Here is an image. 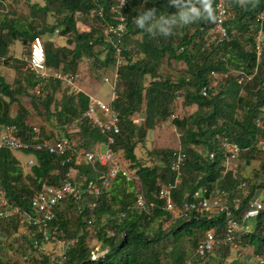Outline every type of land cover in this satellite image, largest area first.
Here are the masks:
<instances>
[{
    "label": "trees",
    "instance_id": "trees-1",
    "mask_svg": "<svg viewBox=\"0 0 264 264\" xmlns=\"http://www.w3.org/2000/svg\"><path fill=\"white\" fill-rule=\"evenodd\" d=\"M44 2L41 6L28 3L29 13L6 12L0 19V134L5 126L16 125L24 140L31 139L34 125L26 120L31 112L20 101L22 95L31 93L34 108H39L40 116L45 117L40 124L43 130L50 120L55 130L63 131L62 136L69 138L75 148L86 151H94L98 143L104 142L105 136L84 116L89 105L87 93L71 94L63 81L42 78L27 68L26 61L11 64L10 50L15 40L28 48L36 36L58 34L67 38L66 45L58 46L51 38L44 40L49 69L76 71L80 62L88 59L106 73L116 64L118 38L115 34L109 38L105 30L109 23H118V17L123 15L127 27L121 43L124 61L118 68L116 96L112 101L119 113L120 133L113 148L123 151L147 199L158 207L151 214L135 209V182L121 175L100 196L86 191L79 199L67 197L57 206L53 221L57 227L54 241L73 242L65 259L59 255L52 258L43 249L34 247L32 240L22 238L21 253L28 255L29 250L39 253L32 254L24 264H184L207 230L214 227L222 233L223 216L209 217L194 212L187 218L174 217L164 209L158 192L164 183L175 181L176 174L170 164L176 150L186 154L181 182L173 191L177 204L191 199L197 190L211 191L217 187L233 199L242 196L241 184L246 182L249 186V195L243 199L237 217L242 233L244 230L241 245L250 247L251 255L244 259L230 257L234 249L221 246L209 255L206 264H260L253 258L264 256V208L258 217L243 220V215L248 201L258 190H264V160L260 169H253L252 176L242 175L236 163L240 158L246 168L253 160L264 158L258 145L264 138V130L255 122L264 114V51L258 62L254 50L258 29L262 26L264 31V18L259 19L264 8L262 0H248L244 6L241 0H228L232 13L226 22L229 38L211 44L207 43V36L217 0H212L213 19L203 18L177 28L169 37L144 33L134 23L140 9L156 8L157 14L174 13L176 10L168 6V0H127V7L116 12L111 11L115 0ZM100 7L103 16L96 11ZM79 16L86 22L84 31L77 27ZM51 17L54 24L48 22ZM173 61L184 64L176 79L161 71L164 62L170 65ZM10 64L17 72L14 83L7 81L1 71L3 65ZM239 69L255 74L240 84V75L231 72ZM212 71L219 73V77L212 76ZM39 84L40 92L36 93ZM205 86L207 95L203 92ZM180 98L185 107L196 105L197 110L185 117H172ZM15 104L19 110L12 116ZM136 114L140 115L141 123L135 120ZM171 117L182 133L179 149L154 148L148 152V160L140 159L136 153L138 144L144 142L149 130ZM71 126H75L73 130ZM74 133L78 136L76 140ZM223 138L241 147L239 157L229 165L221 145ZM25 152L35 156V164L27 172L11 150L0 148V180L9 203L28 213L34 212L31 199L43 183L58 185L72 172L76 177L81 174L82 184L87 187L89 181H99V171L106 169L77 165L75 158L68 161L69 153L57 155L32 149ZM258 197L264 204V197ZM14 220L17 221L12 218L5 226H17ZM166 222L169 225L165 228ZM90 229L100 243V250L105 252L97 257L88 245ZM0 264L7 263L0 258Z\"/></svg>",
    "mask_w": 264,
    "mask_h": 264
},
{
    "label": "built area",
    "instance_id": "built-area-1",
    "mask_svg": "<svg viewBox=\"0 0 264 264\" xmlns=\"http://www.w3.org/2000/svg\"><path fill=\"white\" fill-rule=\"evenodd\" d=\"M228 0H217L216 12L212 22L211 29L207 36V43H220L229 38L228 28L226 22L232 16V13L227 4ZM264 4V0H262ZM121 0H115V5L111 11H121L127 7V2L121 7ZM100 16H103L104 10L102 7L96 10ZM264 18V8L259 14V19ZM118 23H109L105 33L110 38L111 34H115L118 38L117 47L115 51L116 64L113 69L112 81L114 82V89L118 77V68L124 61V50L121 43L123 35L127 32L125 17L120 15ZM254 50L256 52L257 61L259 62L264 51V31L262 26L258 29L255 35ZM1 52V47H0ZM1 58V55H0ZM28 67L39 74L42 78L51 77L56 80L63 81L70 86L73 92H81L79 80L81 73L76 71H64L61 69H49L46 63V48L42 36H36L31 41ZM256 71V70H255ZM212 76L219 77V73L212 71ZM254 73L246 74L243 69L237 71L240 75L238 81L243 83L246 79L254 76ZM110 78L105 77L107 82ZM41 84L37 85L36 91L40 92ZM208 87H203L204 95H207ZM115 93L113 99L115 98ZM104 103L93 96H89V105L84 113L86 119L105 136V140L97 145L94 151H86L85 149L75 148L70 139L67 137H58L50 139L44 137L40 128L34 126V131L30 140H24L16 125H7L0 134V148L6 147L11 151H25L34 150L48 152L51 154L64 155L69 153L68 161L75 158L77 165L85 164L92 167H105L103 171H99V181H89L87 187L83 184L74 182L70 176L67 175L62 183L52 185L43 183L41 188L36 191L31 199V205L34 212L28 213L22 211L19 207L13 206L9 203L7 192L0 180V220L6 219L11 221L16 218L26 228H28L33 236L32 242L34 247L45 249V245L54 241V233L57 227L53 226V221L56 217L57 206L67 197L79 199L86 191H90L96 196H100L104 190L111 186L112 181L119 175L123 176L127 181L139 182L135 172L126 165V160L122 154V150H115L113 148L116 136L120 133V117L119 113L112 105V101ZM256 124L259 128L264 130V114L256 119ZM221 145L224 154L227 156L226 164L239 157L241 147L237 143L230 142L226 138L221 140ZM260 149L264 152V138L258 142ZM214 157V155H212ZM186 154L181 150L173 152L170 169L176 174L175 181L164 183L158 192L159 199L163 200V207L166 211L171 213L174 217H189L194 212L205 213L209 217L223 216V231L218 228H211L204 234L203 239L195 247L192 255L185 261L184 264H206L209 255L218 247H231L236 249L240 242L238 232L241 228L240 220L237 217V211L240 210L243 199L249 195V186L246 182L241 184L242 196H236L230 199L229 194L219 188L215 187L211 191L202 189L195 191L191 199H184L181 204H177L173 197V191L181 182L182 169L185 164ZM29 166L35 164V156L28 160ZM227 172V168L223 170ZM140 183V182H139ZM247 210L243 215V220L258 217L264 208V204L259 200L256 194L248 201ZM135 209L142 213L151 214L158 207V205L149 201L141 187L136 191V200L134 204ZM61 250L59 257L65 259L67 251L72 246L71 240H60ZM28 255H24L27 259ZM260 264H264V256H255L253 258Z\"/></svg>",
    "mask_w": 264,
    "mask_h": 264
},
{
    "label": "rangeland",
    "instance_id": "rangeland-1",
    "mask_svg": "<svg viewBox=\"0 0 264 264\" xmlns=\"http://www.w3.org/2000/svg\"><path fill=\"white\" fill-rule=\"evenodd\" d=\"M34 2H39L41 4L44 3V0H0V9L4 7L5 11L8 13H15V15L19 14H26L29 13V6L28 3L32 4ZM48 22L50 24L55 23V19L53 17L48 19ZM77 27L79 31H84L86 29V22L84 21V18L82 16L78 17V23ZM44 40L47 38L54 39V43L58 46L61 45H66L67 43V38L59 36L58 34H53L51 36L48 35V33L45 35H42ZM123 40V38H122ZM29 47L25 48L24 50V55L22 56V59L27 62L28 64V58H29ZM184 67V64L182 62H176L173 61L170 65H167V62H164V65L161 69V71L164 74L170 73L174 76V79L180 75V70ZM81 73V79L79 80V85L81 89H85V91L90 95L95 97L98 100H101L104 103H109L113 99L115 89H114V82L111 80L113 77V70L109 72H102L101 69H97L95 64L90 62L88 59L87 60H82L79 65L78 69ZM115 70V66H114ZM108 77L110 78L109 81H105L104 78ZM71 87L69 86V90L71 91ZM36 93L37 91L34 90ZM62 90L59 92V98L62 95ZM31 95V93H29ZM30 95H22L20 97L21 103L28 109L30 110L31 114L30 117H27L26 120H28L30 123L35 121V119H38L39 121L41 119L45 120V117L42 115L40 116L39 114V108H34V103H32V98ZM38 107L41 108L40 105H37ZM15 108L19 110V106L15 104ZM38 109V110H37ZM43 110V109H42ZM197 110L196 105L192 106H187L185 107L183 105V100L180 98L177 102V105L173 109V116L172 117H185L186 115H190L194 113ZM135 120L138 123H141V117L140 115L136 114ZM172 117L167 120L166 122L159 123L156 128L153 130H149L147 134V138L144 140V142L138 144L136 148V153L140 159L143 158V160H148L149 159V154L148 152L151 149L154 148H171V149H179L180 146V139H181V131L173 124L172 122ZM37 126L41 129V131L44 133V137H47L46 135H53L60 137L62 136L63 131H58L55 130L56 128L52 125L51 121L49 120V123L45 127V130H43L42 127H40L38 124ZM75 127V126H74ZM73 126L70 127V129L73 130ZM69 128V127H68ZM55 130V131H54ZM75 137L74 139H77V135L75 133L73 134ZM73 138V136H72ZM99 144V143H98ZM97 144V145H98ZM97 148V146H96ZM122 154L124 155L123 151ZM126 160V165L131 167L130 162L125 158ZM261 160H264L263 156H261L258 159L253 160V163L251 166H248L245 168L243 167V162L239 158L236 165L238 167H241L239 172L242 173V175H247V176H252L253 169H260L261 167ZM29 165L26 166L27 171L29 170ZM74 178L72 179L74 182H78L82 184L84 177L80 174V176H73ZM140 188V183L136 182L135 183V190H139ZM257 195L260 197H264V190L260 189L257 191ZM17 226H9L6 227L4 222L0 221V258L4 260L5 263L7 264H15V263H20L24 264L26 259H24V253H21V245L23 244V236L20 233L19 228L22 227L21 224L16 222V220L13 221ZM169 223H164V227H168ZM242 226V225H241ZM16 227V228H14ZM242 228H240V231L238 232V236L241 238V236L244 233H242ZM54 242V241H52ZM55 243V242H54ZM54 243H50L48 245V248L43 249L44 252L51 254L52 258L57 257L59 255L60 250H58L57 245ZM242 240L239 242L238 247L234 250H232L230 253V257H237L238 259H244L249 257L251 255L252 249L248 246H243L241 245ZM28 244H26L27 247ZM88 245L90 246L91 249L95 251V257H97L99 254L105 253L104 251L100 250V243L97 242L96 239L93 237V231L90 229L89 230V235H88ZM98 249V250H97ZM97 250V251H96ZM28 252V251H27ZM33 250H29L28 258L33 256H38L39 253L35 252L33 253ZM24 254V255H23ZM22 256V257H21Z\"/></svg>",
    "mask_w": 264,
    "mask_h": 264
},
{
    "label": "clouds",
    "instance_id": "clouds-1",
    "mask_svg": "<svg viewBox=\"0 0 264 264\" xmlns=\"http://www.w3.org/2000/svg\"><path fill=\"white\" fill-rule=\"evenodd\" d=\"M126 2L127 0H121L120 6ZM247 2L248 0H241V6ZM168 6L174 7L176 11L157 14L156 8L138 10L134 19L135 26L144 33L169 37L177 28L192 25L203 18L213 19L212 0H195V3L193 0H168Z\"/></svg>",
    "mask_w": 264,
    "mask_h": 264
},
{
    "label": "crops",
    "instance_id": "crops-1",
    "mask_svg": "<svg viewBox=\"0 0 264 264\" xmlns=\"http://www.w3.org/2000/svg\"><path fill=\"white\" fill-rule=\"evenodd\" d=\"M34 3H38L40 6L44 5L45 2L43 4L39 3V2H34ZM6 13L4 7H2V9H0V19H3V15ZM54 41V39H51ZM31 44V43H30ZM30 44H29V51H30ZM24 50L25 47L24 45L21 43L20 40H15V42L13 43V45L11 46V50H10V55L12 56V61L11 64H15V61H19L22 60V56L24 55ZM29 54V53H28ZM3 65L1 67V71L2 74L5 76L6 80L9 81L10 83H14L15 79H16V75L17 72L14 69L13 65ZM27 66V65H26ZM27 68H29L27 66ZM30 69V68H29ZM31 70V69H30ZM237 71L238 70H233L231 71L232 74L237 75ZM83 92L87 93L85 91V89H81ZM71 94H77L76 92H73L72 90L70 91ZM88 94V93H87ZM89 95V94H88ZM90 96V95H89ZM18 112V109L15 108V105L12 107L11 110V114L12 116H15ZM139 115V114H138ZM34 126L38 127L37 124L40 126L41 124V120L39 121L38 119H35V121L31 122ZM44 123V122H43ZM45 124V123H44ZM39 128V127H38ZM12 153L15 155V157L17 158V160L19 161L20 165L24 168V170L27 172V168L26 166H28L27 162L30 159V157H32V154H27L25 151H12ZM73 174L75 173H70L71 178L73 179ZM0 221H4V223H10L8 220L6 219H1ZM17 222V221H16ZM19 224H21L20 222H18ZM22 227L19 228L20 233L22 234L21 236H23V238H29V240H32L33 236L31 235V232L28 228H26L24 225L21 224ZM55 242V243H54ZM51 242L57 245L58 250H61V244L59 241H54ZM50 244V243H49ZM45 245V248H48V245Z\"/></svg>",
    "mask_w": 264,
    "mask_h": 264
}]
</instances>
